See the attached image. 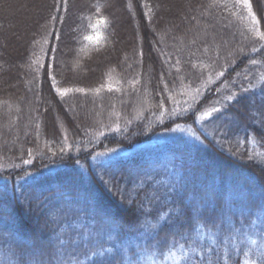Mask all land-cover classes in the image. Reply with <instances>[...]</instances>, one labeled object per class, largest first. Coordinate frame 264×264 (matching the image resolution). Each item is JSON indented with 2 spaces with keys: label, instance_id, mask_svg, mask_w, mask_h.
Masks as SVG:
<instances>
[{
  "label": "trees",
  "instance_id": "1",
  "mask_svg": "<svg viewBox=\"0 0 264 264\" xmlns=\"http://www.w3.org/2000/svg\"><path fill=\"white\" fill-rule=\"evenodd\" d=\"M249 2L0 0V264H264Z\"/></svg>",
  "mask_w": 264,
  "mask_h": 264
},
{
  "label": "rangeland",
  "instance_id": "2",
  "mask_svg": "<svg viewBox=\"0 0 264 264\" xmlns=\"http://www.w3.org/2000/svg\"><path fill=\"white\" fill-rule=\"evenodd\" d=\"M33 7V6H32ZM32 7H30L27 11H28V13H27V17H26V19H27V21H29L30 19V13L31 14H35L31 9H32ZM34 15H32V17H33ZM32 19V18H31ZM248 28H246V29H248V31H249V36H251L252 38H258V37H260L261 36V34H260V29H258V28H255V24H248ZM261 44V43H260ZM134 100V99H133ZM133 100H131V102H132V107H134V110L135 111H141V109H142V103L141 102H139L138 101V103L136 102V101H133ZM144 100V99H143ZM143 100H141V101H143ZM23 108H25V107H23ZM29 111H30V113L32 114V115H34V112H33V107L32 108H30L29 109ZM33 112V113H32ZM134 112V111H133ZM2 117V114H0V118ZM208 117V114H206V115H204V116H202V118L199 120V122H198V124H199V126H201L202 127V122L206 119ZM8 118V121H9V123H10V121L11 120H14L15 118H16V114L13 116V118L11 119V118H9V117H7ZM11 119V120H10ZM129 121V120H128ZM128 121H126V123L128 122ZM124 123V122H123ZM121 126V123H115L114 124V126L113 127H115V128H113V129H118L119 127ZM191 131L189 130V129H185V128H183V127H176L174 130H172L171 132H167V133H163L162 134V136H159V137H157V138H155L154 140H156V141H163V140H167V139H170V138H172V137H174V136H180V135H191ZM152 144H154V142H152V143H149V144H146V145H144L145 147H147V146H150V145H152ZM25 150H28V149H25ZM127 153H129V152H127ZM114 153H111V154H109L108 156H104V157H110L111 155H113ZM124 154H126V153H124ZM22 162H28L27 160H22ZM57 170H55V169H53V170H51L50 172L52 173V174H54L55 172H56ZM263 236H264V230H263ZM135 264H161L160 262H158V261H155L154 259H152L151 257H150V259H148V260H142L141 258H138V262L137 263H135Z\"/></svg>",
  "mask_w": 264,
  "mask_h": 264
},
{
  "label": "snow or ice",
  "instance_id": "3",
  "mask_svg": "<svg viewBox=\"0 0 264 264\" xmlns=\"http://www.w3.org/2000/svg\"><path fill=\"white\" fill-rule=\"evenodd\" d=\"M64 3H67V0H64ZM243 6L247 8L249 15H252L253 22L254 24H258L259 21L256 20L255 15L252 13V4L249 2V0H242ZM59 10V9H57ZM55 19V17H53ZM56 39H59V35L56 36ZM261 39H264V36L261 37ZM255 62V61H253ZM83 91V90H81ZM61 95H64V93H61ZM220 110L218 108H213V112H219ZM210 115V114H209ZM261 219V223L264 224V213H261L260 216L258 217ZM254 226V225H253ZM252 243H255V241H252ZM162 246H167L166 242Z\"/></svg>",
  "mask_w": 264,
  "mask_h": 264
}]
</instances>
